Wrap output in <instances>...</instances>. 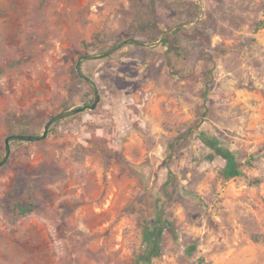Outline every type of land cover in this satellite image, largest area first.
I'll use <instances>...</instances> for the list:
<instances>
[{
	"label": "rangeland",
	"instance_id": "obj_1",
	"mask_svg": "<svg viewBox=\"0 0 264 264\" xmlns=\"http://www.w3.org/2000/svg\"><path fill=\"white\" fill-rule=\"evenodd\" d=\"M202 2L0 0V159L91 103L82 55L194 21L168 34L171 64L163 41L83 60L97 107L11 142L0 264H264V0Z\"/></svg>",
	"mask_w": 264,
	"mask_h": 264
},
{
	"label": "water",
	"instance_id": "obj_2",
	"mask_svg": "<svg viewBox=\"0 0 264 264\" xmlns=\"http://www.w3.org/2000/svg\"><path fill=\"white\" fill-rule=\"evenodd\" d=\"M198 1L200 3L201 11L203 12V2H202V0H198ZM193 22L194 21L183 22V23H180V24L176 25L175 27L167 30L164 33V35L158 41H155V42H152V43H147V42H144V41H142L140 39H137V38H134V37H129L127 39H124V40L116 43L115 45L111 46L109 49H107L106 51H104L102 53L82 55L78 59V61L76 63V69H77V72H78L79 76L81 78H83L84 80H86V82L92 87V89L94 91V100H93V102L90 103V104L84 105V106H80V107H75V108H72V109L64 110V111H61V112L53 115L45 123L44 130H43V132L41 134H20V133H15V134L8 135L7 138H6L5 153L0 159V168L7 162L8 158L10 156V153H11V142L12 141H14V140L36 141V140L43 139V138L47 137V135L49 134V130H50L51 126L55 122H57L58 120H61L63 118L75 115V114L80 113V112H82L84 110H93V109H95L97 107V105L99 104V102L101 100V93H100V90H99V86H98V84L96 83L95 80H93L92 78L87 76L84 73V71L82 70V62H83V60H85V59H99V58L106 57V56L110 55L111 53L115 52L116 50H118L120 47H122L123 45H125L128 42H134V43L146 46V47H152V46L160 43L161 41H163V38L166 35H168L170 33H173L177 29H179V28H181L183 26H186V25H188L190 23H193Z\"/></svg>",
	"mask_w": 264,
	"mask_h": 264
},
{
	"label": "trees",
	"instance_id": "obj_3",
	"mask_svg": "<svg viewBox=\"0 0 264 264\" xmlns=\"http://www.w3.org/2000/svg\"><path fill=\"white\" fill-rule=\"evenodd\" d=\"M264 21L262 22V25H263ZM137 39H140L142 41H153V40H156V36H153V35H146L144 37H136ZM163 45L166 47V54H167V58H168V62L171 64V54H173V52H175V46L174 44L172 43V40H171V35H168V36H165L163 38ZM140 47H142L143 49L145 50H150V48H146L142 45H138ZM81 78V77H80ZM84 83H87L86 80H83ZM91 90H92V99H91V103L93 102L94 100V91L91 87ZM207 98V97H206ZM60 122V120H58L57 122H55L51 128H50V131L49 133H53L55 132V126L58 125V123ZM44 125V123H43ZM43 125H41L43 127ZM15 133H20V134H33L35 132H33L32 129H20V131H15L13 134ZM206 138V141L208 142V144L216 150L217 153H223L225 159H226V163L222 169V174L224 176V178L226 179H231L233 177H236V176H241L244 174L243 172V169L241 168V162L239 161L238 159V156H237V152L236 151H233V150H230L229 148H226L224 146L223 143H220V141L217 139V138H214V137H207V136H204ZM16 140L12 141V142H15ZM21 211L23 213H27L30 211V209L28 208H21ZM149 230V229H148ZM150 231V230H149ZM196 246L195 245H191L188 247V250L189 252H192L193 250H195ZM144 261V264H146L148 262V259L147 258H144L143 259Z\"/></svg>",
	"mask_w": 264,
	"mask_h": 264
}]
</instances>
